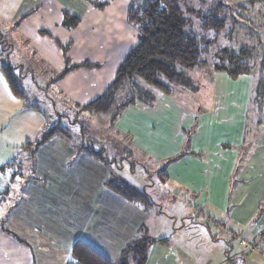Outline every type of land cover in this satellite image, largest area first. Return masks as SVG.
Here are the masks:
<instances>
[{"label": "crops", "instance_id": "0c3cea01", "mask_svg": "<svg viewBox=\"0 0 264 264\" xmlns=\"http://www.w3.org/2000/svg\"><path fill=\"white\" fill-rule=\"evenodd\" d=\"M116 1L101 12L82 0H0V35L2 39L15 42L9 44L12 50L23 42L24 50L36 53L53 72L61 71L64 64L54 39L74 41V47L69 52L73 63L100 65L99 70H74L54 84L59 103L76 111L78 106L102 95L115 79L120 63L138 43L136 32L127 22L129 1ZM65 12L82 19L73 31L63 26ZM41 31L50 32L52 37L41 35ZM83 43L93 49L125 48V51H79ZM0 63L2 67L5 65L1 53ZM215 74L220 81L216 80V76L211 80L215 84L216 96L210 108H203L201 100H197L199 107L188 104L185 95L190 92L195 94L191 91L196 90L194 87L176 86V89L172 87L170 95L158 96L152 105L138 102L128 107L115 123V133L125 137L142 157L152 161L168 159L161 183L168 184L177 196L179 214H171L175 210L164 213L159 202L161 198L155 195L152 207L147 210L131 203L112 193L105 186L107 179L96 183L97 188L90 182H87L89 188L86 191H81V187L74 188L73 178L67 177L63 170L71 169L74 163L80 161V147L63 136H56L53 139L61 142L56 148L66 153L69 160L57 159L58 164L53 166L44 167L39 162L36 165L39 177L30 184L27 181L28 191L23 195L26 198L21 199L24 207L20 208L29 215L28 222L19 217L21 210L18 206H11L8 210L14 194L8 202L6 199L16 189L14 186L8 190L15 175L8 170L0 171V264H70L74 244L78 240L85 241L109 260H119L120 251L109 248L111 239L107 232L119 228L122 233L121 247H127L139 237L141 226H145L148 235L156 240L149 248L146 264H193V260L188 258V251L182 247L183 237L179 238L175 227L179 220L198 214L208 218L210 223L213 221V228L218 232L222 230L223 236H226L218 256L206 258V264H264V127L250 132H261L257 142L247 140V111L253 85L245 98L243 112L238 114L234 92L224 88L225 83L231 85L232 80L224 73ZM1 104L0 124L10 120L13 128L23 132L24 125L16 121L39 120L37 111L40 109L24 103L18 105L11 97L7 102L2 100ZM238 115L237 123H231V119H236ZM181 117L185 118L186 126L192 127L196 121V127L190 133L177 127L176 121ZM252 125L257 127L255 123ZM186 141L187 147L184 145ZM242 141L244 157L236 172L239 151H230L235 149L227 145L223 148L220 143L237 146ZM190 145L191 148H188ZM178 156L182 157L170 162ZM12 160L5 158L0 161V166L11 169L8 164ZM100 168L106 170L104 165ZM61 181L65 182V188L59 193L57 184ZM33 187H41L43 193L31 209L27 202L31 203L34 199L29 196L37 194L31 191ZM46 191L51 192L52 201ZM186 210L187 214H184ZM77 214L84 219L75 220ZM111 214L118 215V226L114 228ZM2 216L7 218V222L1 219ZM217 217L221 219L220 224ZM70 226L77 229L76 234L66 237L63 232ZM246 242L261 250L256 251L255 248L244 252ZM177 248L186 258L178 253ZM257 252L259 255L256 256Z\"/></svg>", "mask_w": 264, "mask_h": 264}, {"label": "rangeland", "instance_id": "374dc122", "mask_svg": "<svg viewBox=\"0 0 264 264\" xmlns=\"http://www.w3.org/2000/svg\"><path fill=\"white\" fill-rule=\"evenodd\" d=\"M115 1L116 0H114L113 3ZM118 1L123 2L125 0ZM179 2L185 11V17H187L186 30L194 32L198 36L203 35V37L207 39V44L203 47V51L205 52L202 55V59L207 61L208 64L206 66L204 65L205 67L189 71L190 87H194L196 90H191L195 92V94L190 92V94H186L185 97L188 99V104L194 107H199L200 105L197 100H201L203 108L205 106L210 108L213 104L214 97L216 96L214 92L215 84L212 83L211 80L213 79V76H216L213 62L217 61L215 59L217 53L223 50L239 52L241 49H249L257 54L256 57L258 59L264 54V3L261 1L250 2L249 0H179ZM210 10L211 12L218 10L216 15L219 13V18L221 16L226 19L225 29L222 30L221 33H214L213 30L206 31L202 27L203 20H207V16L210 15L207 14ZM212 19H210V17L208 18L209 23H211ZM123 25H125V22ZM128 25L131 26L129 23ZM15 26L17 25L15 24ZM132 28L137 34L138 32L136 29L134 27ZM47 33L48 34L42 33L41 35L52 37L50 32ZM5 37L7 38L6 35ZM60 41L64 42L63 39H60ZM71 41L72 40H65L63 44L66 45ZM12 43L15 44L12 39H2L0 35V53L3 54V62L5 65L17 68L15 72L22 78L21 88L24 91V97L21 98L14 94L2 68V64L0 63V113L3 111V105L1 104L2 100L7 102L10 97L15 100L18 105L19 103H24L29 107H35L40 110L37 111L39 115L38 122H28L26 119L16 121L22 122L24 125L25 131L23 132L17 127L13 128L10 120H6L0 124V161L5 160V158L13 159L11 162L12 168H5V171L8 170L15 175L14 179H12L11 187L8 189L11 190L16 186L15 191L7 196L6 201L8 202L14 194L11 204L8 205V210L11 206V208L18 206L17 208L21 210L19 217L25 218L28 222L30 220L29 215L20 208L24 207L21 199L24 200L26 198L23 195L28 191V189L26 190L27 181L29 180L28 182L30 184L34 179L39 177L36 165L39 162L43 164L44 167L46 165L53 166L58 164L57 159H68L65 156L66 153H63L56 148V145H59L61 142H57L54 139H51L52 141L50 140L42 145L37 152H35L34 157H32L29 151L27 152L23 148L26 143L40 139L48 129L58 121H61V124L67 127L71 132V142L78 145L80 148L81 146H91L96 149L95 151H98L100 148H105V152L102 154L106 159L103 160L90 156V154L84 150H79L82 157L79 158L80 161L74 163V166L71 169L63 170L66 172L67 177L73 178L74 188L81 187V191H86L89 188L87 182H90L91 185H94L97 188L96 183L104 181L105 179L122 178L129 181V183L137 190L146 193L145 195H147L150 200L152 198L153 203L155 200L153 195L161 198L159 199V202L164 208V213H171V211L175 210L171 214H179L180 202L178 200L176 201L177 196L173 194V191L168 184L163 185L161 183L163 181V173L161 170L165 169L164 166H167L166 163L168 159H154V161H152L144 155V157H142V154L135 151L125 137L119 136L115 133L110 116L97 117L96 115L73 111L71 106L59 103L57 100V88L54 86L57 81L53 83L52 79H54L60 71L53 72L50 70L49 66L43 63L40 57H37L36 53L24 50L26 48L22 45L23 42H19L14 47V50L10 48ZM71 43L72 46L70 51H72L74 47V41ZM9 44L11 45L9 46ZM95 49L98 48L93 49L90 45L87 46L86 43H83L79 51H125V48L119 50L107 47L101 50ZM248 62L253 63V67L256 63L257 65L255 67L258 68L259 66L258 60L254 61L251 59ZM92 69L99 70L101 67ZM216 80L220 81L217 76ZM253 80L257 81L256 75L242 76L239 79L232 80L231 85H227L226 83L224 85V88L234 92V98L237 99L238 114L243 112L245 98L249 94L250 86H252L251 81ZM173 89H176L175 85L173 86ZM176 94L178 95V93ZM250 106L251 103L249 104V107ZM253 116V112L248 114V132H246V137L247 140L257 142L261 137V132L250 133L254 131V129L259 128L252 125L256 121V118L254 119ZM184 119L185 118L181 117L180 120L176 121L177 127L182 128L185 133H190L196 127V121L191 127L190 125L186 126L184 124ZM238 119L239 115L236 119H231V123H237ZM260 128H263V126H260ZM232 142L236 144L237 141L233 139ZM242 143L243 141L237 144L239 147L229 145V143L223 145L220 143V146L223 148L227 145L228 148L235 149L230 151H236V153L239 151L240 158L236 172L240 169L244 157L241 146ZM185 144L187 147V141L184 145ZM188 148H191V145ZM95 160L99 161V163ZM113 162L118 163L113 164ZM100 165H104L106 170L101 169ZM109 172H111L110 177ZM106 175L107 178H105ZM57 186L60 188V193L61 190H64L65 188V182L61 181ZM40 188L41 187H33L31 189L33 193H37L35 196L32 193L29 196V198L34 199L31 203L27 202L31 209H34V206H36V203L39 201V196L43 193V189ZM55 192L57 191L55 190ZM45 193L52 201V196H50L51 192L46 191ZM112 193L115 192L112 191ZM132 203L141 205L138 202ZM5 205L2 210H4ZM141 206L143 207V205ZM8 210L6 214L8 213ZM187 211L188 210L184 211V214H187ZM80 213L83 214V211H80ZM201 215L202 214H198L191 218H183L179 220L175 227L178 231L179 238H181V236L183 237L182 247L188 251V258L193 260V264H206L205 260L210 256L216 258L225 245V240L223 238L226 239V236H223L222 230L218 232L213 228V221L210 223L208 218ZM5 216H2L1 219L4 218L7 222ZM74 218L75 220L82 221L84 216L77 214ZM117 219L118 215H110V221L113 228L118 226L116 224ZM216 220L220 224L221 219L217 217ZM67 229L68 230L63 232L66 237H71L76 234L77 229L73 226H70ZM107 235H109L111 239V245L109 248L117 249L118 252L120 251L119 254L121 256L126 246L121 247L122 233L119 231V228H115L111 233L107 232ZM175 243L178 245L177 241H175ZM237 250H239L238 245ZM259 250L261 249H256V251ZM177 251L181 256H184L183 258H186L185 254L180 249L177 248ZM257 255H259V252H257L256 256ZM130 257L131 255L128 257V260ZM72 258L73 257H71V259ZM111 261L115 264H119L118 259H112Z\"/></svg>", "mask_w": 264, "mask_h": 264}, {"label": "trees", "instance_id": "16d2710c", "mask_svg": "<svg viewBox=\"0 0 264 264\" xmlns=\"http://www.w3.org/2000/svg\"><path fill=\"white\" fill-rule=\"evenodd\" d=\"M83 1L97 11H105L114 0ZM249 1L264 3V0ZM211 10L207 13L210 14L207 20H203L202 27L206 31L213 30L214 33H221L225 29L226 19L221 16L219 18V13L216 15L218 10L212 12ZM209 17L213 18L211 23H209ZM186 18L179 0H129L127 22L138 32V43L120 63L115 79L102 95L86 105H80L76 111L97 117L110 116L112 126L115 128V123L128 107L138 102L152 105L158 96L170 95L174 85L190 87L189 71L208 64L202 59L205 52L203 47L207 44V39L203 35L198 36L194 32L187 31ZM81 21V17L77 15L64 13L63 26L69 31L75 30ZM42 33L48 34L46 31H41ZM54 42L63 53L64 67L52 79L53 83L74 70L101 67L90 62L73 63L69 57L72 41L66 45L57 39H54ZM256 56L257 54L249 49H241L239 52L219 51L215 57L217 61L213 62V68L215 73H224L232 80L242 76H257V81H252L251 106L248 114L253 112V117L256 118L255 125L264 127V54L259 59ZM251 59L258 60V68L255 67L257 63L253 67V63L248 62ZM2 68L14 94L23 98L22 78L15 72L17 68L8 65ZM56 136L72 139L70 130L58 121L40 139L26 143L23 148L34 157L35 152L42 145ZM79 150L86 151L96 159H106L102 154L105 148L95 151L96 149L91 146H81ZM181 157L178 156L170 162ZM116 163L118 162H113V164ZM8 166L12 168L11 163ZM5 168L7 167L0 166V171H4ZM161 172L164 175L165 169ZM105 186L131 203H140L146 210L153 205L152 200L145 195L146 193L134 188L126 179L110 178L105 181ZM138 234L139 237L125 247L119 264L147 263L149 248L156 240L148 235L145 226L138 229ZM70 264L115 263L85 241L78 240L74 244Z\"/></svg>", "mask_w": 264, "mask_h": 264}, {"label": "built area", "instance_id": "2783aa9c", "mask_svg": "<svg viewBox=\"0 0 264 264\" xmlns=\"http://www.w3.org/2000/svg\"><path fill=\"white\" fill-rule=\"evenodd\" d=\"M245 246H246V248H245V251L244 252H251L255 248H257L256 245H254V244H247V242L245 243Z\"/></svg>", "mask_w": 264, "mask_h": 264}]
</instances>
